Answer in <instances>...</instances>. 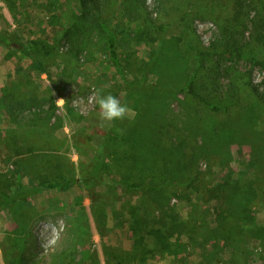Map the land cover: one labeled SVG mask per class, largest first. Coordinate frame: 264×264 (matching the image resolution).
Here are the masks:
<instances>
[{"label": "rangeland", "instance_id": "rangeland-1", "mask_svg": "<svg viewBox=\"0 0 264 264\" xmlns=\"http://www.w3.org/2000/svg\"><path fill=\"white\" fill-rule=\"evenodd\" d=\"M235 1L0 0V203L17 173L71 180L0 210V264H264V0ZM94 89L125 118L101 126Z\"/></svg>", "mask_w": 264, "mask_h": 264}, {"label": "trees", "instance_id": "trees-1", "mask_svg": "<svg viewBox=\"0 0 264 264\" xmlns=\"http://www.w3.org/2000/svg\"><path fill=\"white\" fill-rule=\"evenodd\" d=\"M113 0H80V8L82 10V16L90 15V14H97V20L101 19L100 12L103 11L104 8L110 5ZM138 2L145 4L146 0H137ZM238 3L239 6H238ZM236 10L241 13V7L243 5V0H236L235 1ZM241 6V7H240ZM239 10H238V9ZM237 17V16H236ZM148 19V18H147ZM253 31H252V41L264 47V12L257 13V16L253 18ZM101 28L106 32L107 40H106V51L110 56L111 62L113 66L116 68L117 72L123 77L124 76V69L123 65L120 60V53L118 51V36L115 30L109 28L107 24L100 21ZM235 24H237L235 22ZM233 26V24H231ZM237 26V25H236ZM164 29L163 26H161ZM20 46V45H19ZM39 48V44L31 40L26 44L22 45V51L27 54L31 55V50H35ZM38 66H41V63L37 62ZM197 75L194 72L190 78L189 83L187 85V89L189 93L194 94L198 98H200L203 102L210 105L212 108L216 109L218 106L210 101L209 99L201 96L195 90V83H196ZM145 81V78L143 79ZM254 93L258 96V98L264 102V90H260L259 87L254 86ZM9 117V116H8ZM88 180L84 179L83 181ZM71 186V180H67L65 182L58 181V180H41L36 187L30 186L27 187L22 180V176L20 173L16 174V190L12 194H6L3 196V200L0 203V210L13 204V201L16 200H27L40 192L41 190L45 189H58V188H68ZM130 189L140 188L139 183H130L126 185ZM150 189L157 190L158 187L156 186H149ZM163 242V239H160Z\"/></svg>", "mask_w": 264, "mask_h": 264}, {"label": "clouds", "instance_id": "clouds-1", "mask_svg": "<svg viewBox=\"0 0 264 264\" xmlns=\"http://www.w3.org/2000/svg\"><path fill=\"white\" fill-rule=\"evenodd\" d=\"M64 99H59L57 102H61ZM89 103H94L98 106L99 120L101 126L105 122H112L115 120L123 119L129 113V107L122 103L119 98L111 93L104 95L103 89H94L89 97Z\"/></svg>", "mask_w": 264, "mask_h": 264}]
</instances>
